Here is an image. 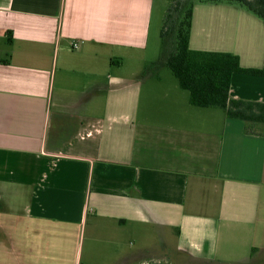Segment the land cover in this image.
I'll use <instances>...</instances> for the list:
<instances>
[{
  "label": "crops",
  "instance_id": "crops-1",
  "mask_svg": "<svg viewBox=\"0 0 264 264\" xmlns=\"http://www.w3.org/2000/svg\"><path fill=\"white\" fill-rule=\"evenodd\" d=\"M154 5L0 0V264H264V134L144 65ZM188 46L264 70V21L198 0Z\"/></svg>",
  "mask_w": 264,
  "mask_h": 264
},
{
  "label": "trees",
  "instance_id": "trees-1",
  "mask_svg": "<svg viewBox=\"0 0 264 264\" xmlns=\"http://www.w3.org/2000/svg\"><path fill=\"white\" fill-rule=\"evenodd\" d=\"M205 3H227L239 6L264 21V0H199ZM177 3L173 9H179ZM171 11L162 30L166 36L171 30ZM192 4L185 10L176 29V49L166 59V67L177 80L179 88L189 94V104L197 108H217L225 111L228 119L245 124L247 134H259L256 128L264 127V102L234 100L229 97L234 74L264 76V70L242 68L239 58L229 53L192 51L189 35ZM11 39H8V43Z\"/></svg>",
  "mask_w": 264,
  "mask_h": 264
},
{
  "label": "rangeland",
  "instance_id": "rangeland-1",
  "mask_svg": "<svg viewBox=\"0 0 264 264\" xmlns=\"http://www.w3.org/2000/svg\"><path fill=\"white\" fill-rule=\"evenodd\" d=\"M198 0H155L153 18L150 29L149 46L145 53L144 65L153 67H161L170 74L171 78L176 82L169 69L166 67V60L171 53L176 49V29L180 21L184 17L185 10L190 4ZM177 3L181 6L179 9H173ZM171 11V30L168 31L166 36H162L165 19ZM187 94V92H184ZM188 95V94H187ZM256 132L264 134V127L256 128Z\"/></svg>",
  "mask_w": 264,
  "mask_h": 264
},
{
  "label": "built area",
  "instance_id": "built-area-1",
  "mask_svg": "<svg viewBox=\"0 0 264 264\" xmlns=\"http://www.w3.org/2000/svg\"><path fill=\"white\" fill-rule=\"evenodd\" d=\"M73 48H77V45L76 44H73V46H72Z\"/></svg>",
  "mask_w": 264,
  "mask_h": 264
}]
</instances>
